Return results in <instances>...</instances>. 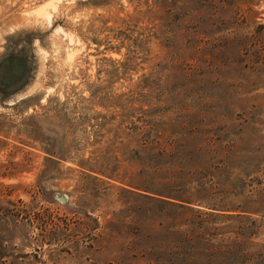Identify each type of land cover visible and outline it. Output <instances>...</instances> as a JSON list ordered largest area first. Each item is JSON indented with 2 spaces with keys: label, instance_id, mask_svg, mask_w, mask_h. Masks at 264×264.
Returning a JSON list of instances; mask_svg holds the SVG:
<instances>
[{
  "label": "rangeland",
  "instance_id": "rangeland-1",
  "mask_svg": "<svg viewBox=\"0 0 264 264\" xmlns=\"http://www.w3.org/2000/svg\"><path fill=\"white\" fill-rule=\"evenodd\" d=\"M0 264H264V0H0Z\"/></svg>",
  "mask_w": 264,
  "mask_h": 264
},
{
  "label": "trees",
  "instance_id": "trees-1",
  "mask_svg": "<svg viewBox=\"0 0 264 264\" xmlns=\"http://www.w3.org/2000/svg\"><path fill=\"white\" fill-rule=\"evenodd\" d=\"M178 200H181L180 203H177L179 206H181V207H184L185 206L189 210H195L194 207L191 206L192 204H195V203H192L190 201H185V200H182V199H178ZM196 205H199V204H196ZM209 208L216 209L217 210V208H213V207H209ZM197 210L198 211H201L202 209L197 208ZM210 212H212V211H210ZM212 213H216V212H212ZM217 214H221V213H217ZM203 229H205V227H203Z\"/></svg>",
  "mask_w": 264,
  "mask_h": 264
}]
</instances>
